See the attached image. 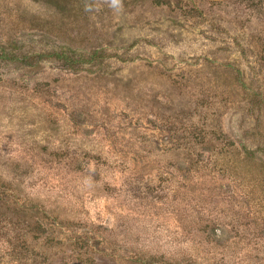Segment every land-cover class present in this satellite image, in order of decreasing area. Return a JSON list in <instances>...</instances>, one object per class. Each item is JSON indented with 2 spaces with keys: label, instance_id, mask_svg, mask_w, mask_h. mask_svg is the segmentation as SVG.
<instances>
[{
  "label": "rangeland",
  "instance_id": "rangeland-1",
  "mask_svg": "<svg viewBox=\"0 0 264 264\" xmlns=\"http://www.w3.org/2000/svg\"><path fill=\"white\" fill-rule=\"evenodd\" d=\"M0 264H264V0H0Z\"/></svg>",
  "mask_w": 264,
  "mask_h": 264
},
{
  "label": "trees",
  "instance_id": "trees-1",
  "mask_svg": "<svg viewBox=\"0 0 264 264\" xmlns=\"http://www.w3.org/2000/svg\"><path fill=\"white\" fill-rule=\"evenodd\" d=\"M73 53L74 54L72 53L68 54L66 50H60V51L53 50L52 52H49L48 56L56 58L57 60L63 61V63L69 68L75 67L76 63L82 62L83 61L82 58L87 59L86 61L88 62L100 58V56H98L99 52L97 50L91 51L88 54L87 58L82 57L81 59L76 56V52H73Z\"/></svg>",
  "mask_w": 264,
  "mask_h": 264
}]
</instances>
